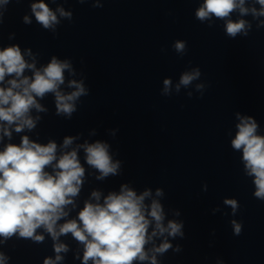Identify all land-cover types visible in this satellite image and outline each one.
I'll list each match as a JSON object with an SVG mask.
<instances>
[{
	"label": "clouds",
	"instance_id": "clouds-1",
	"mask_svg": "<svg viewBox=\"0 0 264 264\" xmlns=\"http://www.w3.org/2000/svg\"><path fill=\"white\" fill-rule=\"evenodd\" d=\"M6 3L7 0H0ZM83 2V0H81ZM245 0H204L203 5L197 10L196 17L201 21L211 16L226 18L235 9L239 8L241 14L248 12L244 8ZM262 6L259 15H264V0H257ZM32 12L36 20L44 28H52L59 23L56 14L45 4L34 3ZM62 17L71 18V13L58 9ZM255 13V9H253ZM26 23H30L27 16ZM246 22L228 20L226 32L235 37L245 29ZM177 52L182 53L185 49L184 42H176L174 45ZM34 64H28L19 49L13 46L0 51V82L6 75L15 74L22 77L25 68L34 69ZM67 61H59L55 57L43 68L42 71H34L33 77L11 79L10 87H0V121L8 125L15 123V131L20 132L25 127H35V120L29 115L30 109L35 107L38 111L44 109L37 103L35 97H43L52 92L56 97L58 113L71 115L75 110L74 104L70 103L81 95L86 94L82 83L70 81V86H75L76 91L68 95L62 94L58 88L64 83V70L69 69ZM199 70L184 73L180 79V85L187 86L199 77ZM171 81L164 80V92L167 93ZM202 87L197 85V88ZM179 85H177V90ZM238 132L232 141L234 149L243 151V160L247 174L254 176L256 191L254 195L264 200V137L257 136V124L250 117L241 118L237 125ZM4 135L10 136L7 127L2 128ZM72 137L64 139V146L72 143ZM87 163L100 171L102 176L116 174L119 163H113L108 152V146L101 142L84 145ZM57 145L49 142L41 145L31 142L24 136L19 145L8 144L0 151V236L5 239L19 233L20 237L33 238L42 241L43 237L36 235V230L43 227L55 240L61 234L72 233L75 239L85 245L84 264L92 260L93 264H133V261L148 259L145 252V244L156 236L167 232L171 236L181 233L182 225L169 221L164 227L163 210L159 202L153 201L148 213L155 220V229L148 236L150 221L145 215L144 198L150 193L145 191L142 195L126 186L119 195L109 194L103 205L85 203L84 208L78 214L77 220H70L59 225L57 221L66 216L64 207L73 203L71 197L79 192L82 183L84 169L81 166L77 152L72 150L56 158ZM54 166V174L46 172V167ZM157 190V195H160ZM92 195L99 200V193ZM233 210L238 207L235 200H226ZM235 234L239 235L241 225L233 221ZM171 245L162 243L155 252L163 253ZM55 251L59 254L66 251L63 244L55 245ZM3 254L0 253V264H3ZM59 255L56 260H60ZM44 264H55V261L46 259ZM152 264H156L152 257Z\"/></svg>",
	"mask_w": 264,
	"mask_h": 264
}]
</instances>
